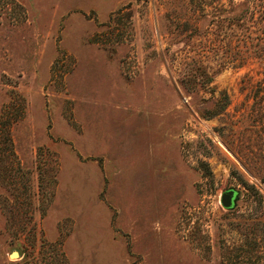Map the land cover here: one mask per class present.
I'll use <instances>...</instances> for the list:
<instances>
[{"label": "rangeland", "instance_id": "374dc122", "mask_svg": "<svg viewBox=\"0 0 264 264\" xmlns=\"http://www.w3.org/2000/svg\"><path fill=\"white\" fill-rule=\"evenodd\" d=\"M0 264H264V0H0Z\"/></svg>", "mask_w": 264, "mask_h": 264}, {"label": "water", "instance_id": "95a60500", "mask_svg": "<svg viewBox=\"0 0 264 264\" xmlns=\"http://www.w3.org/2000/svg\"><path fill=\"white\" fill-rule=\"evenodd\" d=\"M238 198L237 192L234 190H228L221 194L220 196V204L225 209H231L234 204L236 203V200ZM12 255H17L16 253H13Z\"/></svg>", "mask_w": 264, "mask_h": 264}, {"label": "trees", "instance_id": "16d2710c", "mask_svg": "<svg viewBox=\"0 0 264 264\" xmlns=\"http://www.w3.org/2000/svg\"><path fill=\"white\" fill-rule=\"evenodd\" d=\"M259 84V83H258ZM4 138H5V136H4ZM7 139V138H6Z\"/></svg>", "mask_w": 264, "mask_h": 264}]
</instances>
